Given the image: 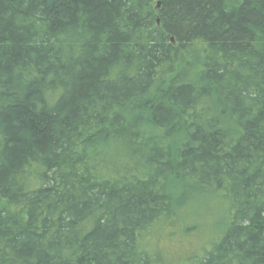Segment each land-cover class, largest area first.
Returning a JSON list of instances; mask_svg holds the SVG:
<instances>
[{"label": "trees", "instance_id": "trees-1", "mask_svg": "<svg viewBox=\"0 0 264 264\" xmlns=\"http://www.w3.org/2000/svg\"><path fill=\"white\" fill-rule=\"evenodd\" d=\"M0 264H264V0H0Z\"/></svg>", "mask_w": 264, "mask_h": 264}, {"label": "rangeland", "instance_id": "rangeland-1", "mask_svg": "<svg viewBox=\"0 0 264 264\" xmlns=\"http://www.w3.org/2000/svg\"><path fill=\"white\" fill-rule=\"evenodd\" d=\"M215 199L209 197L195 198L187 203L179 215L180 226L192 227L187 232H175L171 240H166L163 235H158L155 245L162 251L176 256L175 251H189V246L201 249L220 235L219 227L225 219L226 204H217ZM165 231V230H164ZM170 231V230H166ZM171 249L172 251H170ZM175 249V251H173ZM201 250H197L200 253Z\"/></svg>", "mask_w": 264, "mask_h": 264}]
</instances>
